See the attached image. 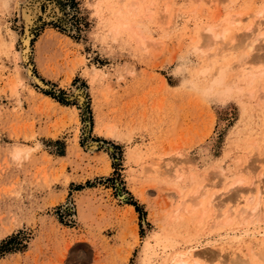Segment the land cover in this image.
<instances>
[{"label": "rangeland", "instance_id": "1", "mask_svg": "<svg viewBox=\"0 0 264 264\" xmlns=\"http://www.w3.org/2000/svg\"><path fill=\"white\" fill-rule=\"evenodd\" d=\"M23 3L0 0V264H264V0H31L28 25Z\"/></svg>", "mask_w": 264, "mask_h": 264}, {"label": "bare ground", "instance_id": "2", "mask_svg": "<svg viewBox=\"0 0 264 264\" xmlns=\"http://www.w3.org/2000/svg\"><path fill=\"white\" fill-rule=\"evenodd\" d=\"M2 1V0H1ZM30 1L31 0H24V3H23V5H22V7H21V13H22V21H24V24L25 25H28V24H30V19H31V10H30V5H29V3H30ZM2 4H3V6L4 7H6L5 5L7 4L6 3V1H3L2 2ZM31 4V3H30ZM128 5H130V7L131 8H129V9H131L132 11H135V10H137L138 9V7H137V4H136V2H133L132 4H128ZM127 5V6H128ZM17 6V5H16ZM34 6V5H33ZM110 6V5H109ZM38 7V6H37ZM35 8V7H34ZM109 8V7H108ZM35 10V9H34ZM37 10H38V8H37ZM122 8L119 10L118 9V11L117 10H115L116 11V13H118V15H117V19L115 20V21H117L116 23L115 22H112L113 24H112V28L113 29H115L117 26H118V24L122 21H120V18H123V14L126 12L125 10H122ZM148 10H150V9H147V11ZM36 11V10H35ZM109 11H111V9L109 10ZM115 11H114V13H112V14H115ZM219 11V10H218ZM113 12V11H112ZM216 13H218V12H216ZM227 13V12H226ZM229 13V12H228ZM233 14V13H232ZM232 14H227L226 16H225V18H223L219 23H217V24H215V25H207L204 29H206V31H207V33H208V35L207 36H205V39H206V42H205V45L207 46V47H212L213 45H216V44H218L217 42L219 41V40H221V39H223V38H225V37H227L228 35V33H230L231 31H232V29H233V27H236V26H239L240 25V23H241V18L239 17V16H235V15H232ZM141 15V14H140ZM242 15V14H241ZM216 16H217V14H216ZM49 17V16H48ZM213 17H214V15H213ZM115 19V18H114ZM214 19H215V17H214ZM21 20V19H20ZM127 21V20H126ZM119 22V23H118ZM131 22V21H130ZM129 22V20H128V22H124V25L125 26H127L126 28H128V26H130V24L132 25V23H130ZM115 23V24H114ZM118 23V24H117ZM262 23V22H261ZM260 23V24H261ZM259 24V23H258ZM257 24V25H258ZM120 25H122V23H120ZM242 25V24H241ZM263 26V25H262ZM27 27V26H26ZM120 27V26H119ZM117 28V29H120V28ZM258 27V26H257ZM237 28V27H236ZM111 29V28H110ZM116 29V30H117ZM124 30H126V29H124ZM136 31V30H135ZM117 32V31H116ZM127 32V31H126ZM250 32V31H249ZM260 32V31H259ZM137 34V36L139 35V37H140V35L141 34H139V31H137L136 33H134V35H136ZM250 34V33H249ZM18 35H20V34H18ZM232 36V35H231ZM249 36V35H248ZM260 36H261V33H260ZM13 37V36H12ZM11 37V38H12ZM21 37V36H20ZM23 38V37H22ZM231 38V37H230ZM233 38V37H232ZM140 39V38H139ZM142 39V38H141ZM234 39V38H233ZM232 39V40H233ZM13 40V39H12ZM220 42V41H219ZM229 42V41H228ZM230 42H231V40H230ZM11 43V42H10ZM13 43V42H12ZM21 43H22V45H21V51H19V52H17V55L15 56L16 58V61H17V66H18V63H19V61H25L26 60V53L28 52V47H27V43H28V39L26 38V39H22V41H21ZM141 43H144V41L143 40H141ZM220 43H222V44H219V49H218V51L216 52V50H217V45L216 46H213V48L215 47V52L216 53H221V52H223L224 53V55H226V52L227 51H231V50H233L232 49V47L230 46V45H223L224 43H226V44H229V43H227V42H225V40H224V43H223V41L222 42H220ZM241 43H243V42H241ZM146 43H144L143 45H145ZM231 44V43H230ZM221 45H223V46H221ZM232 45V44H231ZM236 45V47H234V49L236 48V50H237V43L235 44ZM240 45H243V44H240ZM252 42H251V44H249L248 45V47H246L247 46V44H246V46H242L241 48H243V47H245L244 48V50L242 51V52H244L245 51V49H246V51L244 52V56L243 55H241V52H239V54H240V56L242 57H244V58H246L245 56L246 55H248L249 54V52L251 51L250 49H252L251 47H252ZM10 46H12L13 47V44L12 45H10ZM228 46V47H227ZM233 46H234V44H233ZM194 48H195V46H193ZM231 47V48H230ZM238 48H240V46L238 47ZM196 49V48H195ZM212 49V48H211ZM210 49V50H211ZM192 50H193V48H192ZM209 50V51H210ZM240 50V49H239ZM194 51V50H193ZM234 51V50H233ZM214 52V50H213V52H211V53H215ZM257 52V51H256ZM211 53H208V54H210V56H213V54L211 55ZM215 53V54H216ZM223 53H221V55H223ZM218 55V54H217ZM242 61H241V63H246V62H244L245 60H243V58L241 59ZM247 60V59H246ZM248 61V60H247ZM230 62V61H229ZM232 63V62H231ZM239 63V62H238ZM230 64V63H229ZM235 65V64H234ZM238 64H236V66H237ZM220 66V65H219ZM218 66V67H219ZM224 66V65H223ZM226 67L228 66V64H226L225 65ZM229 66H231V64L229 65ZM222 67V66H221ZM233 67V66H232ZM223 68V67H222ZM225 68V67H224ZM230 68V67H229ZM234 68V67H233ZM22 69V68H21ZM220 69V68H219ZM226 69V68H225ZM237 69V68H236ZM27 70V69H26ZM216 70H217V68H216ZM223 70V69H222ZM221 70V71H222ZM18 71L20 72V70L18 69ZM227 72H228V69L226 70ZM18 72V73H19ZM27 73H25V76L26 77H28L29 75V70H27L26 71ZM216 72V71H215ZM218 72H220V71H217V73ZM94 73V72H93ZM213 73H214V71H213ZM220 73H222V72H220ZM223 73H224V71H223ZM226 73V72H225ZM19 74H21V73H19ZM215 74V73H214ZM249 74V73H248ZM28 75V76H27ZM221 75H223V74H221ZM255 75V74H254ZM224 76H226V75H224ZM229 76V75H228ZM223 78H225V77H221V78H219V83H222L223 82ZM229 78H230V76H229ZM235 78V77H234ZM252 78V77H251ZM31 80H32V78H31ZM252 80V79H251ZM250 80V81H251ZM226 79H225V83H226ZM249 81V82H250ZM228 82V81H227ZM248 83V82H247ZM251 83V82H250ZM249 84V83H248ZM228 85V84H227ZM222 86V85H221ZM221 88V87H220ZM109 134V133H108ZM19 153V150L17 151V154ZM156 162H157V159H156ZM153 163H154V161H153ZM156 165H157V163H156ZM154 167V166H153ZM151 169H152V167H151ZM159 169V168H158ZM177 178L179 177V175H177L176 176ZM192 177V176H191ZM181 178V177H180ZM240 179V178H239ZM241 181H242V179H241ZM241 181H236V182H241ZM235 182V183H236ZM237 185V184H236ZM254 190L256 193H257V198L256 199H254V198H251V199H248V202L247 203H249L248 204V206L249 205H251V203H253V205L252 206H249V207H245L244 209H241L240 210V212H239V210H238V213H237V216L239 215V218H240V220H241V218H242V220H244V218L243 217H245L244 215H246L247 213H248V211H251L250 213L251 214H255L256 212H257V210H259L260 209V207H261V201H262V199L260 198V195H261V190H260V187L258 186V185H256L255 187H253V188H250V189H248V191L249 190ZM244 190H246L247 191V189H244ZM197 193V192H196ZM195 193V194H196ZM238 193V192H237ZM197 195V194H196ZM192 197H194V196H192ZM201 197H203V196H201ZM202 204V203H201ZM200 204V205H201ZM208 204H210V203H208ZM184 205V204H183ZM199 205V208H201L202 209V207ZM185 207V206H184ZM227 209V208H226ZM228 209H230V210H233V209H231L230 207H228ZM228 209L226 210V212H225V210H224V214H226L227 213V215H228V213H229V217H230V210L228 211ZM179 210V209H178ZM195 210V209H194ZM256 211V212H255ZM262 211H264V210H262ZM261 211V212H262ZM194 212V211H193ZM201 212V211H200ZM233 212V211H232ZM177 213V212H176ZM179 213V212H178ZM177 213V214H178ZM250 213H248L249 215H251ZM189 214H192V213H189ZM204 214V213H203ZM231 214H234V213H231ZM260 215V214H259ZM262 215H263V213H262ZM216 216V215H215ZM221 216H223V218L224 217H226V215H221ZM236 216V215H235ZM261 216V215H260ZM174 217H175V214H174ZM176 217H177V215H176ZM217 217V216H216ZM219 217V216H218ZM248 217H250V216H248ZM247 217V218H248ZM253 217V216H252ZM178 218V217H177ZM260 218V217H259ZM226 219H228V218H226ZM254 219H255V217H254ZM199 220V219H198ZM224 220V219H223ZM238 221H239V219H237ZM256 220V219H255ZM217 221V220H216ZM227 221V220H226ZM214 222V221H213ZM222 222V221H221ZM224 223L225 222H223V224H222V226L224 225ZM228 223V222H227ZM243 223V222H242ZM242 223H241V225H242ZM249 223H250V220H249ZM239 224H240V222H239ZM244 224V223H243ZM211 225H213V224H211ZM215 225V224H214ZM213 228V227H212ZM236 229H238V228H236ZM240 229V228H239ZM260 237H261V240L263 241V243H264V231H262V232H260V231H257L256 232ZM166 246V245H165ZM165 247H163V249H161L160 251L158 250V248H156V247H148L144 252H143V257H141V259H142V261L143 262H145L146 264H154V260L155 259H157V261H158V259H159V257L161 258L162 257V255H164L165 257H162V261H161V264H169V263H172V264H196V261L194 260V258H196V256H197V253L196 252H194L195 250H193V248L192 247H189V248H187L186 250H184V251H182V252H171V254H170V252L167 250H165L164 249ZM263 248H264V246H263ZM250 250V249H249ZM249 250H247V251H249ZM247 253V252H246ZM263 253V252H262ZM253 254V253H252ZM257 254V253H256ZM248 255V256H247ZM216 256V255H215ZM236 256V255H235ZM253 256H254V254H253ZM168 257V258H167ZM257 257V256H256ZM255 257V258H256ZM259 257V256H258ZM263 257V256H262ZM261 258V257H260ZM230 259V258H229ZM246 260H244L245 262H242V264H252V262L250 261V258H249V254H246V258H245ZM259 259V258H258ZM257 259V260H258ZM233 260H234V258H233ZM256 260V261H257ZM223 261V260H222ZM259 261V260H258ZM263 261V260H262ZM158 263V262H157ZM158 264H160V263H158ZM254 264H257V263H254Z\"/></svg>", "mask_w": 264, "mask_h": 264}, {"label": "trees", "instance_id": "3", "mask_svg": "<svg viewBox=\"0 0 264 264\" xmlns=\"http://www.w3.org/2000/svg\"><path fill=\"white\" fill-rule=\"evenodd\" d=\"M45 94H48V95H50L51 97L55 98V99H56L57 101H59L60 103H64V104H65V102L63 101V98H59L58 96L56 97V96H54L51 92H45ZM129 203L132 204V205L135 207V210H136L137 212H141V211H142V210H141V207H139V206L137 205L136 202H132V201H130Z\"/></svg>", "mask_w": 264, "mask_h": 264}, {"label": "crops", "instance_id": "4", "mask_svg": "<svg viewBox=\"0 0 264 264\" xmlns=\"http://www.w3.org/2000/svg\"><path fill=\"white\" fill-rule=\"evenodd\" d=\"M78 184H79V182H78ZM128 203H123V205H119V206H121V207H124V206H126Z\"/></svg>", "mask_w": 264, "mask_h": 264}]
</instances>
